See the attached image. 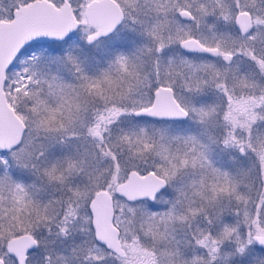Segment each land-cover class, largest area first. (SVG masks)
Segmentation results:
<instances>
[{
  "label": "snow or ice",
  "instance_id": "6c2138e0",
  "mask_svg": "<svg viewBox=\"0 0 264 264\" xmlns=\"http://www.w3.org/2000/svg\"><path fill=\"white\" fill-rule=\"evenodd\" d=\"M0 264H264V0H0Z\"/></svg>",
  "mask_w": 264,
  "mask_h": 264
}]
</instances>
